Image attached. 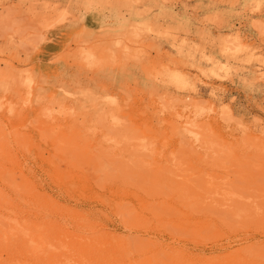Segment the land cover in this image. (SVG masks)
Wrapping results in <instances>:
<instances>
[{"label":"rangeland","instance_id":"1","mask_svg":"<svg viewBox=\"0 0 264 264\" xmlns=\"http://www.w3.org/2000/svg\"><path fill=\"white\" fill-rule=\"evenodd\" d=\"M99 46L165 78L75 57ZM0 142L64 210L67 246L264 264V0H0Z\"/></svg>","mask_w":264,"mask_h":264},{"label":"bare ground","instance_id":"2","mask_svg":"<svg viewBox=\"0 0 264 264\" xmlns=\"http://www.w3.org/2000/svg\"><path fill=\"white\" fill-rule=\"evenodd\" d=\"M125 44L117 42L112 46L123 47ZM76 54L75 57L89 58L93 63L102 66L138 61L143 64L150 77L165 78L158 73L149 58L126 49L119 52L115 47L105 50L103 46H99L91 48L86 54ZM170 77L175 84L180 81L177 75ZM26 144H29L30 149V142ZM54 144L64 146V141H54ZM18 174L22 176L21 182L16 179ZM22 174L8 142H0V264H66V254L72 252L76 254L74 264H127V243L114 234L74 235L78 239L67 246L64 239H70L73 235L64 228L63 223L56 220V217L64 216V210L56 207L53 200L39 194L30 178ZM54 177L62 182L59 173H55ZM7 189L13 194H19L18 199L7 193ZM80 216L83 225L88 226L86 216ZM245 252L241 250L222 258L196 260L182 251H175L171 257L178 264H253L252 258ZM96 254L100 258L95 263L90 262ZM152 259L142 263L129 259V264H153Z\"/></svg>","mask_w":264,"mask_h":264}]
</instances>
